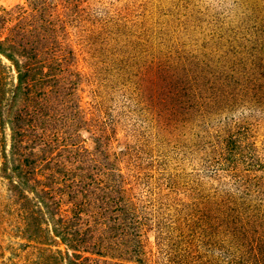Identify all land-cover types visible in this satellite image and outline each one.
Wrapping results in <instances>:
<instances>
[{"label":"rangeland","instance_id":"374dc122","mask_svg":"<svg viewBox=\"0 0 264 264\" xmlns=\"http://www.w3.org/2000/svg\"><path fill=\"white\" fill-rule=\"evenodd\" d=\"M0 264H264V0H0Z\"/></svg>","mask_w":264,"mask_h":264},{"label":"trees","instance_id":"16d2710c","mask_svg":"<svg viewBox=\"0 0 264 264\" xmlns=\"http://www.w3.org/2000/svg\"><path fill=\"white\" fill-rule=\"evenodd\" d=\"M26 115V114H25ZM28 115L30 116L31 114H29L28 113ZM20 118H22L20 115H18V116H16V118H14V122H16V123H14V125H17V122L20 120ZM19 126V125H18ZM13 149H15V147L13 148ZM32 163V162H31ZM16 168H17V166H15ZM19 168V167H18Z\"/></svg>","mask_w":264,"mask_h":264}]
</instances>
